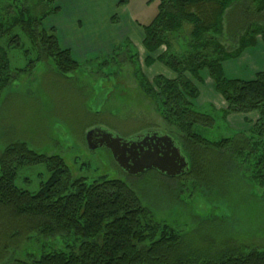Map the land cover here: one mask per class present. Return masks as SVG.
Masks as SVG:
<instances>
[{
	"label": "trees",
	"instance_id": "obj_1",
	"mask_svg": "<svg viewBox=\"0 0 264 264\" xmlns=\"http://www.w3.org/2000/svg\"><path fill=\"white\" fill-rule=\"evenodd\" d=\"M29 3L34 8L25 6ZM60 10L55 0H0V40L18 47L24 37L37 51V62L45 56L62 75L73 74L79 65L72 52L61 47L55 29L45 28L48 17ZM144 32L150 55L146 65L158 62L177 75L175 80L159 76L153 82L142 76L141 87L176 129L178 136H172L190 162V171L179 178L195 176L197 156L213 149L252 166V179L264 186V72L248 82L228 79L223 69L225 62L255 48L259 39L264 43V0H160ZM183 38L189 39L187 47L183 42L186 49L173 52ZM163 47L166 52L154 59ZM204 71L227 104L224 119L259 114L250 132L210 141L196 131L216 125L214 117L193 104L200 92L187 74L200 81ZM12 72L8 54L0 47V99L14 81ZM41 165L49 178L39 191L21 189V171ZM0 208H9L14 220L34 222L41 237L56 239L40 256L14 264H264V250L230 249L214 257L186 250L179 232L157 221L125 182L75 179L60 156L39 154L26 143L13 144L1 158Z\"/></svg>",
	"mask_w": 264,
	"mask_h": 264
},
{
	"label": "rangeland",
	"instance_id": "obj_2",
	"mask_svg": "<svg viewBox=\"0 0 264 264\" xmlns=\"http://www.w3.org/2000/svg\"><path fill=\"white\" fill-rule=\"evenodd\" d=\"M123 1L98 2L96 19L103 32L109 31L106 20L110 17L116 25L120 19L118 30L128 26L129 18L142 27L148 26L160 4V0H128L125 7ZM56 3L63 6L64 13L48 17H53V21H45L46 29L51 23L70 24L76 11V1ZM25 6L34 8L30 3ZM114 7L115 12L109 16ZM103 34L100 38L107 41L109 32ZM64 36L69 40V34ZM188 40L176 42L173 52L184 51ZM15 44L8 43L6 38L0 40L14 77L0 99V161L10 146L26 143L39 154L60 156L75 179L82 178L88 183L104 178L125 182L157 221L179 232L188 251L214 257L230 249L264 250V186L252 179V166L241 163L232 153L208 150L197 156L195 176L180 179L157 171L131 176L118 166L109 150H90L87 135L94 129H104L124 140L148 131L178 136L174 126L162 117L157 102L141 87L142 76L153 82L164 66L158 62L152 68L147 66L149 56L143 47L139 49L127 39L109 53L105 49L84 56L74 49L79 68L64 76L51 59L43 56L37 62V51L29 40L23 37V46ZM165 52L163 47L153 57ZM187 77L202 92L201 98L193 101L195 108L216 120L213 129L197 127L198 133L210 141H219L251 131L252 122L241 124L244 130L233 129L224 119L225 111L202 104L210 97L207 71L202 72L200 81L189 74ZM48 178L45 165L25 168L17 184L23 190L37 193ZM12 218L9 208H0V264L40 256L56 243V239L41 237L34 222Z\"/></svg>",
	"mask_w": 264,
	"mask_h": 264
},
{
	"label": "crops",
	"instance_id": "obj_3",
	"mask_svg": "<svg viewBox=\"0 0 264 264\" xmlns=\"http://www.w3.org/2000/svg\"><path fill=\"white\" fill-rule=\"evenodd\" d=\"M71 1H76V11L70 18V24L63 23L62 26V24L50 22L51 24H49L48 28L55 29L57 31L61 47L63 49L70 50L76 62H77L75 58L76 51L74 49H76L79 54L84 56L90 53L91 51L101 52L105 49L108 50L107 53H109L116 46L122 44L127 39H130V41L136 47L139 48L141 46L145 50L144 27H142V25H139L137 22H135L134 19L129 18V21L127 23L128 26H125V28H120L118 30V27L121 26L120 19L119 21H117L119 23L116 25L112 23L111 17L108 18L106 20L107 29L109 30L107 31L109 32V34L107 35L108 39L107 41H102L100 36L101 35L104 36L103 33L107 34V32H103L102 27L97 25L96 11H95V9L98 8V2H100L101 0H71ZM127 4L128 3H125L124 6L126 7ZM58 7L61 10L58 15H55L56 17L64 13L63 6L58 5ZM115 10L116 8L113 9L110 13L108 12L109 13L108 15L111 16L113 11L115 12ZM51 18L48 19L47 23L49 21H53V19ZM45 25L47 26V24ZM112 29H114L115 32H113ZM63 32L66 35L68 34L70 35V37H68L69 40L65 39ZM145 52L148 56H150L146 50ZM156 65L157 62L154 63V65H152L151 68ZM223 69L228 79L242 80L248 82L255 80L257 74L264 72V43L259 39L258 45L255 48L246 50L242 54V56L237 59L225 62L223 64ZM160 72L161 74H159V76H163L166 79L175 80L177 78V75L165 66H163V68L160 69ZM209 81L210 82L209 83L207 82L206 87H208V89L210 90L209 91L210 97L208 101H204L202 104L203 105L209 104L214 108L218 107L219 110H223L221 111L223 113L228 108L227 104L225 100L222 98V96L216 92L214 81L211 78L209 79ZM198 89L201 98L202 92L200 88ZM197 100H199V98ZM258 119H259V114L257 112H254L249 114L229 115L225 120L230 125V127L241 131L244 130L243 128L240 127L241 124H245V122L246 123L252 122V124H254L255 122H257Z\"/></svg>",
	"mask_w": 264,
	"mask_h": 264
},
{
	"label": "water",
	"instance_id": "obj_4",
	"mask_svg": "<svg viewBox=\"0 0 264 264\" xmlns=\"http://www.w3.org/2000/svg\"><path fill=\"white\" fill-rule=\"evenodd\" d=\"M90 150L107 149L118 166L128 175L140 176L157 171L169 178H179L190 171V162L171 135L147 132L131 140L116 137L104 129L87 135Z\"/></svg>",
	"mask_w": 264,
	"mask_h": 264
},
{
	"label": "flooded vegetation",
	"instance_id": "obj_5",
	"mask_svg": "<svg viewBox=\"0 0 264 264\" xmlns=\"http://www.w3.org/2000/svg\"><path fill=\"white\" fill-rule=\"evenodd\" d=\"M148 132H158L159 133L160 131H148ZM161 133H163V132H161Z\"/></svg>",
	"mask_w": 264,
	"mask_h": 264
}]
</instances>
